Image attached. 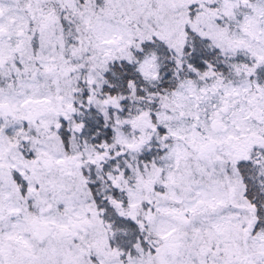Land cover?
<instances>
[{
    "label": "snow or ice",
    "instance_id": "obj_1",
    "mask_svg": "<svg viewBox=\"0 0 264 264\" xmlns=\"http://www.w3.org/2000/svg\"><path fill=\"white\" fill-rule=\"evenodd\" d=\"M0 264H264V0H0Z\"/></svg>",
    "mask_w": 264,
    "mask_h": 264
}]
</instances>
